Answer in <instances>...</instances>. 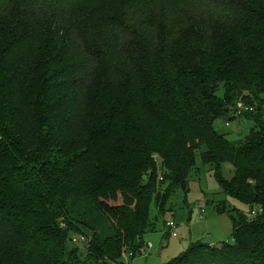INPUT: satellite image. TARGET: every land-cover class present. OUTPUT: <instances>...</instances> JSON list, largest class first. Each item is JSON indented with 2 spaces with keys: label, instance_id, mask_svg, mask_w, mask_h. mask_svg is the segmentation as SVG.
I'll return each instance as SVG.
<instances>
[{
  "label": "trees",
  "instance_id": "obj_1",
  "mask_svg": "<svg viewBox=\"0 0 264 264\" xmlns=\"http://www.w3.org/2000/svg\"><path fill=\"white\" fill-rule=\"evenodd\" d=\"M96 1L0 0V264L134 257L198 154L249 209L219 202L234 241L168 264H264V0Z\"/></svg>",
  "mask_w": 264,
  "mask_h": 264
},
{
  "label": "rangeland",
  "instance_id": "obj_2",
  "mask_svg": "<svg viewBox=\"0 0 264 264\" xmlns=\"http://www.w3.org/2000/svg\"><path fill=\"white\" fill-rule=\"evenodd\" d=\"M96 2L106 6L111 5V0ZM73 18L74 16H69L65 20L72 21ZM97 18L98 16H95V19ZM97 23L100 28L105 24L101 21ZM96 27L94 25L91 28L96 29ZM91 41V44L97 45L99 34L93 33ZM219 95L224 96L225 90L221 89ZM253 116L256 115L240 116L231 121L219 119L216 127L227 134L231 141H240L250 132L254 124L251 120ZM156 163L161 170L162 160L157 157ZM221 171L226 179H231L234 174V168L229 162L222 165ZM223 201L242 212H247L249 209L247 204L227 196L222 191L213 166L205 164L198 154L196 166L189 176L187 192L179 190L170 199L164 213L160 212L155 201L152 203L150 217L154 229L145 234V244L141 252L134 257L130 252L124 254L121 264H168L186 253L195 243L202 241L219 246L224 241L233 242L231 215L219 214L216 210L217 204ZM171 220L178 224L177 236H174L166 225ZM78 245L82 249L86 247L85 242Z\"/></svg>",
  "mask_w": 264,
  "mask_h": 264
},
{
  "label": "built area",
  "instance_id": "obj_3",
  "mask_svg": "<svg viewBox=\"0 0 264 264\" xmlns=\"http://www.w3.org/2000/svg\"><path fill=\"white\" fill-rule=\"evenodd\" d=\"M253 111H255V108L253 106H249V105L246 106V105L241 104L240 107L236 111V115L241 116L245 112H253ZM228 124H229V122H228ZM166 225L172 231L173 235L177 236L176 230L178 229V224L174 220H171V221H168L166 223ZM85 241H86L85 236H82V235H74L73 236V242H75V243L81 244ZM131 255H133V254L131 253Z\"/></svg>",
  "mask_w": 264,
  "mask_h": 264
}]
</instances>
